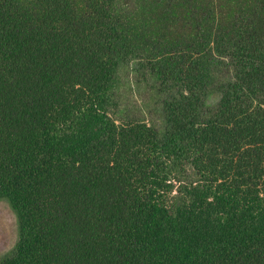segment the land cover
<instances>
[{"label": "trees", "instance_id": "16d2710c", "mask_svg": "<svg viewBox=\"0 0 264 264\" xmlns=\"http://www.w3.org/2000/svg\"><path fill=\"white\" fill-rule=\"evenodd\" d=\"M0 200V264H264V0H0Z\"/></svg>", "mask_w": 264, "mask_h": 264}, {"label": "rangeland", "instance_id": "374dc122", "mask_svg": "<svg viewBox=\"0 0 264 264\" xmlns=\"http://www.w3.org/2000/svg\"><path fill=\"white\" fill-rule=\"evenodd\" d=\"M136 79L129 72L122 76L119 87V108L117 117H146L150 121H156L155 114H150L144 106L148 102V94L143 89L138 90ZM145 108H144V107ZM18 228L15 214L8 202L0 200V254L10 250L17 242Z\"/></svg>", "mask_w": 264, "mask_h": 264}]
</instances>
